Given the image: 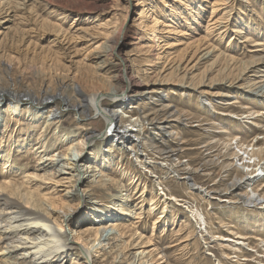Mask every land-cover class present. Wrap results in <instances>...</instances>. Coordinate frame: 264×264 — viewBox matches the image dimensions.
I'll return each instance as SVG.
<instances>
[{
  "label": "rangeland",
  "instance_id": "obj_1",
  "mask_svg": "<svg viewBox=\"0 0 264 264\" xmlns=\"http://www.w3.org/2000/svg\"><path fill=\"white\" fill-rule=\"evenodd\" d=\"M116 41L141 87L156 89L112 108L115 124L138 134V152L101 139L106 124L91 105L85 114L72 107L81 102L76 89L101 94L111 108L102 95L111 86L123 100L113 79L119 62L108 55ZM108 59L114 70L104 71ZM259 80L264 0H0L4 150L13 139L0 182L24 181L46 157L51 171L76 166L84 178L77 190H50L57 210H74L70 233H83L75 244L90 248L94 264H264V206L240 198L251 188L264 193V86L252 85ZM256 147L263 152L251 158L260 160L254 173H263L239 183L252 170L241 165L245 151ZM77 154L78 165L68 164ZM97 228L102 236L90 244ZM73 253L65 264H75Z\"/></svg>",
  "mask_w": 264,
  "mask_h": 264
},
{
  "label": "bare ground",
  "instance_id": "obj_2",
  "mask_svg": "<svg viewBox=\"0 0 264 264\" xmlns=\"http://www.w3.org/2000/svg\"><path fill=\"white\" fill-rule=\"evenodd\" d=\"M153 25H158V24L153 23ZM159 38L161 37L158 36L157 40H159ZM116 45H117V41L116 44L113 45V47H111L110 53L108 55L111 56V58L113 57L117 58L119 62L117 64L119 66H115V64H113L112 61L108 59L107 62H104L101 65V68L104 71L105 70L111 71L114 70V66H115V71L117 73L113 76V79L119 81V85H120L119 92H121L120 94H123L122 95L123 100L116 99V95L118 96L119 93L117 92L116 88H112L111 86L110 88H108L109 89V91L107 90L108 92L102 93V95H106V94L110 95V99L112 102L111 108L106 107L104 104H103L104 106L102 105L103 98L101 97V94L96 95L97 93H95L86 97L85 95L80 93L78 89H76V91L80 94L81 102L79 101L77 104H73L72 107L74 109H77L82 114H85L84 112H86L88 106L91 105V107L94 110V113L96 114L95 117L96 118L101 117L104 123L106 124L104 131L100 133L101 139L104 137H106L109 140L111 139L113 141L117 139H122V142L126 144L131 143L132 145L133 143V146L131 147L134 149V152H138V148H136V144L137 146L139 145L138 143H136L139 140L138 134L134 133L129 136L128 129H126L124 126L116 125L115 120L117 118L116 115L117 112H114L112 108L116 106L119 107L123 106V104L128 100H130V98L133 96L154 94L156 92V89L141 87V83L139 82L138 77L134 76L131 73L130 66L127 63L128 59L126 57L121 56L119 49L117 50L116 48ZM101 54L102 53H99L100 56L104 57V55ZM104 59L106 58L104 57ZM260 77L261 76L257 75V78L255 77V79H259ZM252 85L255 86L254 89H259L264 86V83L259 80L254 82V84ZM5 89L7 91L10 90V93H13L11 95L15 99L16 96L20 95V93L14 92L9 87ZM22 94L28 97L32 96V94L29 92H24ZM87 99H88V103H87ZM51 100L52 99L47 98L41 101L40 100H36V101L38 102L40 101L41 104L47 105L48 103H50ZM15 111L16 109H14V112ZM11 142H13V139L8 141V145H6L5 147L6 150H4L5 143L3 144L0 143V154H1L0 162L1 164H3L2 168H8L9 166H12L10 162L11 160L9 161V150L11 149L9 148V144ZM3 151H5V153ZM261 152H263V150L260 147H256V150L252 149L251 152L245 151V153L247 154L246 157L247 163L246 161L245 163L247 165H243V163L241 165L242 167H247V168L252 167L251 168L252 170L251 172L244 173L241 176L240 180L239 181L237 180L239 183L249 185V182H253L254 180H257L256 175L263 173V169L261 168V166L259 167L261 168L260 169L261 171L259 170L257 173H254L256 168L255 169L253 168L254 166L257 167L260 164L259 163L260 160L256 162L254 159L251 160V158H259V153ZM62 154L65 155V152L62 151ZM78 155L79 154H77L74 157L75 159H73V161L68 164H73L74 166V164L77 163L78 165L80 161L79 160L80 157ZM146 155L144 154V156L141 157L140 160L142 159L144 160L146 158ZM233 155H235L234 157H238V154H233ZM61 159L62 157L59 156L58 158H56L57 165L56 164L55 165L57 167L61 166L60 164ZM46 160L47 157L45 158V161ZM44 162L33 166L32 171H29L24 175L25 180L22 182H18L16 180L0 182V264H65L68 256L73 252H76L77 261L76 260L74 261L75 264H94V260L92 258L93 255L90 248H86L84 244L80 246L79 245L77 246L75 244L78 243L79 240L83 238V233L77 234L76 236H72V234L70 233L71 229L69 228L68 218L71 216L74 210L72 208H67L65 210H63V208L62 209L59 208V210H57L56 207L54 206V197L52 196L54 190L52 191L50 190V189H54L57 186H61V185L64 186L65 184L68 185L67 187L76 188V185L77 187L79 185L78 182L84 180L83 175L81 174L80 170L76 169V166H74L72 173L68 172L70 171V168L63 166L60 169L51 171V169L48 168V166H46ZM84 165H86V163H84L83 166ZM89 167L90 166L86 167V171ZM252 172L254 173V175H252ZM21 173H24V171H22ZM66 175H70V176H66ZM38 182L41 183V185H37ZM31 183H33L34 185L31 186ZM262 186H264V183L262 184ZM259 190H261V188ZM259 190H254L253 188H251L249 192H246L245 194H241L240 198L244 202L243 204L246 205L248 204V206L257 205V204H259L260 207L264 206V204L262 205V203L264 202V193L260 194L258 192ZM193 212L195 211L194 210L190 211L191 213L190 216H195V214H192ZM199 222H202L204 224V217L202 218L201 216ZM199 222L198 220H196V223L199 224L198 227L200 228ZM116 228L118 229V226H116ZM88 232L90 235L94 236L92 243L89 242L90 244H94L95 241L98 239L97 237L102 236L100 234L101 228L91 229ZM239 238L242 239L241 237ZM221 240H226V239L222 238ZM73 243L75 244V246L73 245ZM238 244H240V242H238ZM10 257L13 259V261L10 260ZM77 258H79L80 260H78Z\"/></svg>",
  "mask_w": 264,
  "mask_h": 264
}]
</instances>
